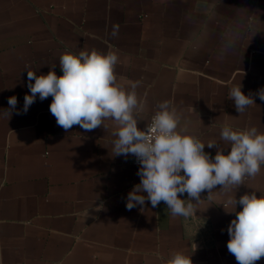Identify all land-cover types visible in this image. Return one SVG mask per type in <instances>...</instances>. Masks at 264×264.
<instances>
[{"label": "crops", "instance_id": "0c3cea01", "mask_svg": "<svg viewBox=\"0 0 264 264\" xmlns=\"http://www.w3.org/2000/svg\"><path fill=\"white\" fill-rule=\"evenodd\" d=\"M93 49L117 53L127 90L140 82L141 130L167 100L181 127L225 154L224 126L264 132L256 95L264 89V0H0V264H169L174 252L192 264H237L227 250L235 213L222 206L234 193L202 192L188 217L164 202L128 210L139 166L112 156V121L108 131L66 132L49 111L51 96L23 112L27 71L55 66L59 76L62 54ZM240 84L255 99L243 114L229 99ZM204 151L214 157L217 148ZM252 191L264 194V166L236 197Z\"/></svg>", "mask_w": 264, "mask_h": 264}, {"label": "clouds", "instance_id": "9594fccd", "mask_svg": "<svg viewBox=\"0 0 264 264\" xmlns=\"http://www.w3.org/2000/svg\"><path fill=\"white\" fill-rule=\"evenodd\" d=\"M109 35L118 37V24L112 26ZM118 62L113 51L81 50L59 57L62 75L56 74L55 66L46 75L27 71L30 94L24 97L23 112L37 96L41 101L51 96L49 111L66 132L73 126L85 132L101 126L108 131L105 121H112V156L132 155L139 164L140 182L127 195L128 210L144 206L146 201L153 208L164 202L173 216L188 217L194 204L201 201L202 192L207 190L210 196L220 186V192L234 193L222 205L232 209L225 210L227 213H235L227 227V250L237 264H256L264 257V194L252 191L237 199L236 192L246 178H255L264 166V132L255 127L234 130L224 126L220 140L230 145L225 154V148L217 142L205 144L181 127V116L167 100L156 105L150 122L141 130L138 123L143 121V103L135 91L140 82H132L130 90L119 83L115 74ZM241 89V84L231 88L229 99L243 114L255 99ZM256 95L264 102V89ZM8 105L3 110L11 118L17 97H9ZM205 146L217 148L214 157L204 151ZM184 194L187 199L181 198ZM237 205L241 206L239 211ZM169 264H192L191 256L174 252Z\"/></svg>", "mask_w": 264, "mask_h": 264}, {"label": "built area", "instance_id": "2783aa9c", "mask_svg": "<svg viewBox=\"0 0 264 264\" xmlns=\"http://www.w3.org/2000/svg\"><path fill=\"white\" fill-rule=\"evenodd\" d=\"M150 120H151V119H150ZM130 158H131V161H132L133 164L139 166V164L136 162V158H135L134 156L130 155Z\"/></svg>", "mask_w": 264, "mask_h": 264}]
</instances>
